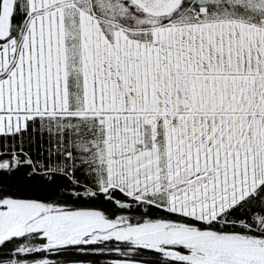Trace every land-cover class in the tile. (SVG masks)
Instances as JSON below:
<instances>
[{
	"label": "rangeland",
	"instance_id": "1",
	"mask_svg": "<svg viewBox=\"0 0 264 264\" xmlns=\"http://www.w3.org/2000/svg\"><path fill=\"white\" fill-rule=\"evenodd\" d=\"M250 1L247 17L219 13L203 25L190 14L164 23L140 15L128 25L113 18L133 16L115 0H29L21 40L0 42V132L69 110L68 78L77 71V110L98 115L105 127L98 141L103 188L118 186L141 201L164 180L169 208L216 218L264 180V0ZM12 8L10 0L2 10L3 36ZM76 216L81 232L96 236H133L164 223L94 210ZM16 218L10 210L8 231L16 230ZM183 246L188 251L176 257L197 264H264V239ZM221 252L231 260L215 259Z\"/></svg>",
	"mask_w": 264,
	"mask_h": 264
},
{
	"label": "trees",
	"instance_id": "2",
	"mask_svg": "<svg viewBox=\"0 0 264 264\" xmlns=\"http://www.w3.org/2000/svg\"><path fill=\"white\" fill-rule=\"evenodd\" d=\"M207 2L209 13L215 9L230 8L229 1L227 5H221L220 0ZM5 3L6 0H0V18ZM12 3L9 34H0V42L9 38L20 41L31 15L29 0H12ZM95 9L102 11L97 4ZM183 9L184 6L181 11ZM236 9L240 10L238 6ZM200 10V1L193 0L183 15L187 17L190 14V19H198ZM103 12L111 17L105 10ZM132 15L113 18L133 25L132 18L146 16L143 13ZM177 17V14L160 17L158 23ZM74 72L68 78L69 110L36 114L27 119L26 126L0 132V196L64 201L78 208L100 210L109 218L122 213H139L141 219L146 221L197 220L168 207L169 198L164 180L160 190L145 194V199L141 201L119 187L104 190L107 170L100 157L98 141L104 138L105 127L98 115H82L77 110L83 105V81L77 71ZM197 221L201 228L210 231L247 228L250 233L264 234V180L252 193L223 209L216 218L209 222L202 219ZM181 249L188 251L185 247ZM158 264L197 263L172 258Z\"/></svg>",
	"mask_w": 264,
	"mask_h": 264
},
{
	"label": "flooded vegetation",
	"instance_id": "3",
	"mask_svg": "<svg viewBox=\"0 0 264 264\" xmlns=\"http://www.w3.org/2000/svg\"><path fill=\"white\" fill-rule=\"evenodd\" d=\"M192 1L115 0L116 4L114 5L116 9L124 7L127 12L135 15L143 13L152 17H169L186 13ZM199 1L201 10L198 14V20L203 25L208 21H212L213 17L219 13L230 14V16L243 15L244 17L252 14L250 0H228L230 2L229 9H215L211 13H209L206 6L207 0ZM211 1L216 2V0ZM228 1L220 0L221 5H227ZM118 2H121L122 5ZM97 5L102 10L98 3ZM183 6L185 9L181 11ZM237 6L240 9L239 11L236 9ZM110 188L107 187L104 190L108 191ZM10 210L17 217V224L14 228L16 230L14 231H8V213ZM80 211L93 210L91 208H78L72 203L59 200L46 201L36 198L0 196V264H158L164 259L177 258L176 255L180 252L182 254L181 248L184 247L183 242H186L182 241L183 238L198 232L208 231V229L201 228V224L197 220H162L164 223L160 226L145 228L140 231L155 230L173 224L170 227L171 232L168 239L160 245L161 249H156L152 243L135 240L134 237L137 234H133V236H96L94 231L81 232L82 229L76 223V214ZM94 211L109 218L100 210ZM120 215L123 217L133 215L131 217H136L138 224L141 221L146 222L145 219H141L139 213H122ZM120 215L112 219L118 218ZM128 220L134 221L130 217ZM184 227L193 232L185 236H175V230ZM234 231H238L243 235L255 234L258 242L264 239V234L250 233L251 231L247 228ZM230 239L248 243L247 240L241 238ZM221 253L228 254L227 252ZM247 259L249 258L247 257ZM230 260L231 257L224 261Z\"/></svg>",
	"mask_w": 264,
	"mask_h": 264
},
{
	"label": "water",
	"instance_id": "4",
	"mask_svg": "<svg viewBox=\"0 0 264 264\" xmlns=\"http://www.w3.org/2000/svg\"><path fill=\"white\" fill-rule=\"evenodd\" d=\"M10 0H6V3H9ZM173 224H169L163 228H157L155 230H149L142 233H139L134 237L135 240L144 242V243H152L153 247L156 249H161L160 245L164 243L171 232L170 227ZM230 238H241L247 240L250 243L258 242V238L255 234L243 235L238 231H202L195 233L193 235L187 236L182 239V241L189 240H210V239H230ZM215 259L219 260H228L230 259L228 254L218 253L214 256Z\"/></svg>",
	"mask_w": 264,
	"mask_h": 264
}]
</instances>
